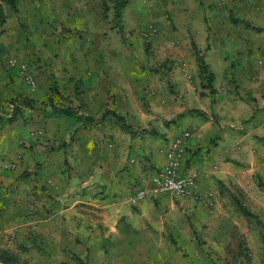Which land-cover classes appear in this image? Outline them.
<instances>
[{"label":"crops","instance_id":"1","mask_svg":"<svg viewBox=\"0 0 264 264\" xmlns=\"http://www.w3.org/2000/svg\"><path fill=\"white\" fill-rule=\"evenodd\" d=\"M225 1L236 14V0ZM144 15L137 0L125 6L124 19L129 16L144 22ZM156 16L151 19H158L159 30L155 27L148 35L152 59L168 58L175 64L183 61L192 77L198 78L197 51L214 75L212 97L216 96L217 102L212 109L219 120L211 127V134L216 133L218 140L185 141L181 169L195 175L193 196L163 193L136 204L129 202L135 190L148 186L150 177L165 165L171 129L160 123L155 108L149 112L148 107L133 105L135 91L130 75L134 72L115 63V85L109 84L108 69L102 66V72L83 74L85 52L76 43L62 42L57 65L37 63L41 68L34 72L35 86L25 87L24 96L41 102L48 88L55 85L70 99L79 79L81 109L94 115L106 106L110 97L107 91L114 87L116 108L126 116L128 129L113 130L119 141H110L109 146L108 141H96L97 125L102 130L107 129L105 125L83 127L77 116L53 113L50 105L25 125L16 121L13 141H8L13 147L12 157L4 154L3 158L8 157L2 165L9 171L14 168L15 180L12 186L9 181L7 203L0 204V250H10L9 264H29L24 261L27 257L38 258L36 264H198L195 259L200 256L187 245L194 239V230L198 234L217 221L211 218L222 199L217 183L236 182V189L242 192L263 193L259 189L263 186L258 185L259 180L264 182V59L236 64V94L218 89L216 74L218 79L224 77L227 65L218 73L213 71L210 59H220L214 47L205 50L206 24L195 6L184 14L177 11L175 28ZM129 55L124 50L123 56ZM117 72L121 74L117 76ZM166 78L180 91L190 89L178 66L167 72ZM152 80L160 89L159 78ZM148 99L154 104V98ZM141 123L147 130L134 133ZM22 130L25 144L18 147ZM162 136L170 137L169 141H162ZM142 138L147 141H140ZM3 145L7 142L0 141L4 153ZM24 171L27 177L18 183L16 177ZM4 190L0 185V195Z\"/></svg>","mask_w":264,"mask_h":264},{"label":"rangeland","instance_id":"2","mask_svg":"<svg viewBox=\"0 0 264 264\" xmlns=\"http://www.w3.org/2000/svg\"><path fill=\"white\" fill-rule=\"evenodd\" d=\"M115 1L117 0H16V12L3 3L5 20L0 24V141H6L7 145H3L4 153L0 151V185L5 189L3 195H0V204L4 201L7 203L5 195L8 193V186H12L14 184L12 181L15 180L14 168L11 167L9 171L8 167L4 168L2 165L8 156L12 157L10 152L13 147L11 148L12 144L8 141H13L16 121L19 125L21 122L24 125L29 123L30 118L34 120V114L39 112L42 115V110L47 106L45 101H48L49 96H52L51 100L58 101L59 94H65V91L61 92L62 89L56 93L48 88L47 97L41 102H35L36 106L30 108L31 112L23 111L22 116L15 121H8L11 112L10 99L26 97L24 94L27 87L19 71L9 67L7 61L10 57L26 62L34 77V72L41 68L37 63L44 61V64L49 65L53 62L57 65L61 57L59 47L62 42L76 43L82 49L81 52H85L83 58L87 65L83 74L107 68L106 78H110L109 84L114 85L118 82L114 72L115 63L123 64L134 72V75H130L135 91L133 105L146 110L148 107L149 112L153 108L158 110L157 118L162 125L171 129V139L182 131H189L190 138L195 141L218 140L216 133L211 134V127H215L219 120L212 109L217 102L216 96L212 97L215 89L212 90V87L208 86L203 88L202 84L208 85V82L201 81L199 77L194 78L190 73V78L184 76L183 61L178 65L168 58L162 61L152 59V40L148 35L154 33L156 28L159 30L157 26L160 23L158 19L156 20L158 18L156 15L161 17L162 22H167L170 27L175 28L177 11L184 14V11H192V6H195L206 24L205 50L214 47L218 53L217 58L220 59L218 61L210 59L213 71L219 72L227 65L225 70L227 74L224 77L220 76L218 79L219 74H216L214 84L218 89L234 91L236 94V64L239 65L246 60H258L260 63L264 59V0H236V14L228 9L225 0H137L140 9L145 12L144 22L135 21L129 16L124 19L125 7L121 9L120 17L114 19ZM126 1L127 5L132 0ZM153 16L156 18L151 19ZM257 28L262 30L258 31ZM259 49L260 52H257ZM124 50L129 51V57L123 56ZM177 66L190 87L185 92L177 89L166 78L167 72ZM117 73V76L121 74ZM154 78H159L160 89L156 87L157 83L153 84ZM77 81L79 79L75 80L76 83ZM77 86L81 95L82 86L80 87V83H77ZM107 92L110 99L108 98L106 106L92 115L97 121L95 124L105 125L104 128H107L102 130L97 125L96 141H119L118 138H114L112 132L120 128L128 129L125 124L126 116L120 114V110L116 108L115 88H110ZM73 93L70 99L74 97ZM206 95L210 96V99L202 100ZM148 98H154V104H150ZM68 100L64 102L73 106L74 103ZM195 109L206 110V116L197 115L193 111ZM103 111L105 114L101 117ZM142 126V123L137 126L134 133L147 130ZM24 134L22 130L20 140H17L20 141L18 147H24ZM208 135L209 139H206ZM161 139L169 141L170 137L162 136ZM140 141L147 140L142 138ZM4 154L8 156L3 158ZM187 163L190 164V161ZM18 164L16 163L17 166ZM233 164L236 174V158L233 159ZM25 173L27 171L16 177L18 183L25 181L27 177ZM217 185L222 199L218 201L217 209L213 210L211 216L217 221L207 225L208 228L203 232L200 230L198 234V231L194 230L192 232L194 239L187 245L188 249L198 253L200 258L195 259L198 260V264H264V186L258 185L262 194H254L236 189V182L230 185L218 182ZM235 199L250 212L251 216L244 214ZM189 216L194 214L183 215L187 218ZM0 251V254L3 253L0 261L9 264L10 250ZM3 256H6V261L3 260ZM24 261L36 264L38 258L27 257Z\"/></svg>","mask_w":264,"mask_h":264},{"label":"built area","instance_id":"3","mask_svg":"<svg viewBox=\"0 0 264 264\" xmlns=\"http://www.w3.org/2000/svg\"><path fill=\"white\" fill-rule=\"evenodd\" d=\"M8 65L19 71L21 78L29 87L35 86V79L23 60L16 57L8 59ZM184 76L190 78L189 72L184 64L182 67ZM190 138L189 131H182L170 139L168 149L165 152L166 163L150 177V184L135 190L129 197L131 204H136L141 199L153 198L163 193H170L176 197L187 198L193 196L196 178L193 173L183 172L181 169L185 154V141ZM108 145L111 146L110 141Z\"/></svg>","mask_w":264,"mask_h":264},{"label":"trees","instance_id":"4","mask_svg":"<svg viewBox=\"0 0 264 264\" xmlns=\"http://www.w3.org/2000/svg\"><path fill=\"white\" fill-rule=\"evenodd\" d=\"M3 3L7 4L14 12L17 11V4L16 0H0V24H2L5 20V13L3 9ZM127 1L126 0H117L114 3V19H118L120 17L121 9H123L126 6ZM121 30V29H120ZM258 31L262 30L261 28H257ZM196 62L199 70V78L201 81L206 80L208 82V85H203V88L212 87L213 90V73L209 68V65L204 60L203 56L199 54V52L196 51ZM11 68V67H10ZM77 83H81V81H77ZM77 83H74V93L73 98L68 100V96L64 94H59L60 100L55 101L51 100L52 96L48 97V101H45L47 105L51 106L53 113H62L64 115H75L77 116L78 120L82 123V126L85 127L90 124L96 123V119L90 115L82 111L81 109V102H80V90L78 89ZM50 90H54V92L58 93V87L53 85L49 88ZM70 101V103H74V105L70 106L69 103L67 104L64 101ZM11 104V112L10 116L7 118L8 121H15L19 116H22V112L24 110H28L29 108H35L36 103L33 99L28 97H17V98H11L10 99ZM197 115L199 116H206L204 111L201 110H193ZM105 114V111L102 112L101 117H103ZM1 118V117H0ZM259 185L264 186L263 183H259ZM237 205L240 207V209L244 212L245 215L251 216L250 212L240 203L237 199H235ZM10 257H8L9 259ZM3 260L6 261V256H3Z\"/></svg>","mask_w":264,"mask_h":264}]
</instances>
